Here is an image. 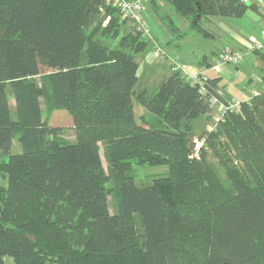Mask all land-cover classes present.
Returning <instances> with one entry per match:
<instances>
[{"label": "trees", "instance_id": "1", "mask_svg": "<svg viewBox=\"0 0 264 264\" xmlns=\"http://www.w3.org/2000/svg\"><path fill=\"white\" fill-rule=\"evenodd\" d=\"M167 2L203 36L202 18H264L240 0ZM125 20L105 0H0V264H264V90L216 124L214 80L134 91L148 42L135 25L120 36ZM55 112L70 119L50 125ZM200 117L213 127L196 136ZM145 165L167 174L137 186Z\"/></svg>", "mask_w": 264, "mask_h": 264}, {"label": "crops", "instance_id": "2", "mask_svg": "<svg viewBox=\"0 0 264 264\" xmlns=\"http://www.w3.org/2000/svg\"><path fill=\"white\" fill-rule=\"evenodd\" d=\"M262 2L264 5V0H262ZM257 3L258 0L251 1V4L256 5ZM144 4H148L149 8L145 9L143 6L144 11L142 13V22L147 27V32L143 33V36L144 38L146 37L145 35L148 36V40L153 45V51L155 49H160L162 52L161 57L164 59L168 57L169 61L164 63L162 68L156 63L153 64V66L158 69L157 72L153 73L150 78L152 80V88L149 89L145 83L141 86L138 85L140 81L138 75L139 63L135 58L138 75V81L136 84V86H138V89L136 90L137 92L144 88L151 91L155 90L161 78L168 77L172 74L173 71L171 70V67L173 66L177 67L176 72H178L181 77L187 81L188 75H196L199 69H205L204 66H207L208 63H210L215 57L225 50H233L241 53L242 58H244L242 61L246 59V61L249 62V67L247 68L244 62L241 61L238 67L227 65L223 67L220 73L206 71L207 78L215 81V93L227 102H244L248 101L254 94H258L264 90V61L250 50L249 44L251 39L261 40L264 33H262L261 37L256 39L249 32L247 34H242V30L240 28L242 24L246 25V22L241 23L242 18L249 19V23L254 25L257 24L259 26L264 24V18L258 12L248 10L240 18H221L216 16L202 18L200 21V26L205 32H207V34L206 36H203L202 34L197 33L198 36L212 42H215V40H218V38L230 36L233 38V44L235 46H227L226 43H223L222 45L218 46L217 51H210L212 56L210 60H207L208 58L204 54L202 55V53H197L189 49L192 51L189 53H191V58H193V60L187 59V62H184L180 55H171L168 51H166L164 46H167L172 42V40L175 39L177 43L175 44V47L179 48V46H181L180 42L183 41L186 36L183 31L189 30L190 34H194V30H192L188 22L184 21L175 14L167 0H144ZM161 10H163V12ZM250 11L255 15H250V13H248ZM256 14L258 18L256 17ZM169 21L173 22L178 28V32L176 34L170 30L168 25ZM134 25L135 24L131 21H126L123 28H126V32L128 33L134 27ZM242 40L243 42H241ZM212 47L213 46H211V48ZM261 54L264 55V51H261ZM235 71H239V73L242 75L241 80H238ZM254 81H256L257 84H255ZM229 85H233L231 90ZM249 86L254 87L255 89L247 92L246 90ZM10 107H14L13 102L10 103ZM3 183L6 184L4 181Z\"/></svg>", "mask_w": 264, "mask_h": 264}, {"label": "rangeland", "instance_id": "3", "mask_svg": "<svg viewBox=\"0 0 264 264\" xmlns=\"http://www.w3.org/2000/svg\"><path fill=\"white\" fill-rule=\"evenodd\" d=\"M143 4H144V2H143ZM143 6L145 7V9L149 8L148 4H144ZM161 11L163 12V10H161ZM248 13H250V15H255L251 11ZM256 17L258 18L257 14H256ZM243 22H246V25L242 24L240 27L242 30V34H247L249 32L252 34V36H254L256 39H258L259 37H261L262 33H264V24L259 25V26L257 24L254 25V24L249 23L250 22L249 19H245V18H242L241 23H243ZM103 25H105V24L103 23ZM126 33H127L126 28L122 27L120 30V36H122ZM183 33L186 36H185V39L180 42L181 46H179V48L175 47V44H177L175 39L172 40L171 43H169L167 46H164V47L166 48V51H168L171 55H180L183 58L184 62H187L186 61L187 59L193 60V58H191V56H192L191 53H189V52H192L191 50H193L197 53H202V55L204 54L205 56H207V58H208L207 60H210L212 58L210 51H212V52L217 51L218 46L222 45L223 43H226L227 46L228 45H230L232 47L235 46L233 44V38L230 36L218 38V40H215V42H212V41H208V40L203 39L202 37L198 36L196 31H193L194 34H190L189 30H185V31H183ZM145 36H146L145 38L143 36V39H144V41H148L147 48L145 49L143 54L141 53L140 55H135V58L137 59V62L139 63L138 75H139L140 81H139L138 85L141 86L142 84L145 83V85L148 86V88L150 89V88H152V80L150 78L153 75V73L157 72V69H158L155 66H153V64L156 63L159 65V67L162 68L163 64L168 62L169 59H168V57L165 59L162 57L155 58L154 52H153V45L148 40V36L147 35H145ZM241 42H243V40ZM211 46H213V47L211 48ZM111 47L117 48V40L115 42H112ZM189 49H191V50H189ZM260 51H264V48ZM163 52H165V51H163ZM239 54L241 56V61H242L244 58H242L241 53H239ZM242 62H244V64L246 65L247 68L249 67V62L246 61V59ZM225 66H227V65H224L223 67H225ZM228 66H232V65H228ZM223 67L221 68V71H222ZM41 71L43 73H47L50 70L45 69V68H41ZM239 71H235V73L237 75L238 80H241L242 75L239 73ZM35 79H36V81H39L40 77L38 76ZM254 83L257 84L256 81H254ZM229 86H230V90H231L233 85H229ZM137 89H138V86H136L134 91H136ZM253 89H255V88L249 86L246 91L250 92V90H253ZM134 112H135L137 122L140 123L141 122L140 117L144 112H143L142 108L140 106H138L136 103L134 105ZM42 114L44 116L43 108H42ZM213 116L215 118H216V116H218L216 109H214ZM63 117L70 119L68 114L65 112L53 113L49 119L50 125L55 126L54 124H56L57 122H60L59 118L62 119ZM66 125L67 126H65V128H64L65 130H63V132L60 134V138L65 140L66 142L71 143L74 141V135H73L71 127L68 126V123ZM212 127H213V120L211 122H206L203 117H200V118H198V120L195 121V124H194V132L195 133L194 134L196 136L201 135V134L205 133L204 131H206V132L210 131L212 129ZM11 153L12 154L20 153V147L18 145L16 137L12 141ZM100 156H101V161H102V165H103L104 170L108 171L109 163L107 162V160L105 158L104 150H103L102 146H100ZM133 169L136 172L135 184L137 186L149 185V183L152 181V179L157 178V177H162V176H165L167 174V167H163V166L162 167H151V166L145 165V166H135ZM222 177H223V175H222ZM1 184L3 187L6 185L3 182H1ZM109 209H110V212L113 213L114 207H113L112 199H109ZM4 262H5V264H13L12 259H10L9 257L4 258Z\"/></svg>", "mask_w": 264, "mask_h": 264}, {"label": "built area", "instance_id": "4", "mask_svg": "<svg viewBox=\"0 0 264 264\" xmlns=\"http://www.w3.org/2000/svg\"><path fill=\"white\" fill-rule=\"evenodd\" d=\"M244 4H251L252 0H240ZM144 0H105L106 5L114 6L116 9L120 11L122 17L131 21L135 24L136 29L141 31L142 33L147 32L146 25L142 22V13L144 11L143 7ZM258 5L263 7L262 13L264 14V5L262 0H258ZM250 49L251 50H262L264 48V35H262L261 40H250ZM154 57L159 58L162 56V52L160 49H155ZM241 63V56L238 51L233 50H225L219 54L218 57L214 58L205 69L201 68L198 70L196 75H188V82L195 84L199 87V91L202 94L206 93V82L208 80L206 76V71H211L213 73H220L221 68L224 65H232L233 67H238ZM173 72L177 71V67H171ZM211 106L216 109L218 116L215 118V124L220 121L221 117L227 111L233 110L238 107V101H230L227 102V105H222L218 103L216 99L210 100ZM203 141H199L196 143L195 148L192 152V157L197 158L199 154V149L202 146Z\"/></svg>", "mask_w": 264, "mask_h": 264}]
</instances>
